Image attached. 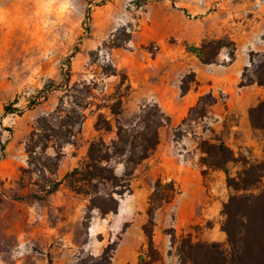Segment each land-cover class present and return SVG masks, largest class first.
Wrapping results in <instances>:
<instances>
[{"label":"rangeland","instance_id":"1","mask_svg":"<svg viewBox=\"0 0 264 264\" xmlns=\"http://www.w3.org/2000/svg\"><path fill=\"white\" fill-rule=\"evenodd\" d=\"M70 3L76 26L62 34L50 60L34 62L41 70L32 84L21 87L29 76L23 61L38 55L36 49L21 32L0 36V264H90V257L99 256L107 246L112 248L110 264H138V256L148 249L143 225L148 220L147 198L157 179L172 180L179 190L154 213L151 240L158 260L152 264H178L176 249L184 237L192 242H217L228 251L220 211L232 191L226 187L223 170L203 164L201 142H222L232 150L236 160L226 167L234 176L243 158L264 160V131L253 132L251 144L245 145L240 114L224 112L226 92L237 91L235 85L210 93L183 114L180 85L182 78H193L188 89L193 88L197 73L214 71H220L216 83L230 81L234 77L226 76L224 70L236 54L254 60L264 54V0ZM210 40L221 45L210 63L188 50ZM110 61L119 70L117 76L101 72ZM49 64L56 69L52 78L47 75ZM68 69L69 86L93 80L96 95L100 90L111 94L121 72L127 75L131 90L122 99L118 116L124 126L135 121L146 103L158 104L170 117V123L159 129L160 142L147 168L136 170L131 192L120 198L116 212L105 216L87 212V200L64 184L45 193L53 180H60L85 155L91 139L113 136V132L95 130L97 112H87L80 131L63 145L59 161L54 159L52 142L40 136L34 137L40 139L34 152L25 151L30 132L34 128L44 132L45 123L38 124V117L53 115L46 122L50 126L65 119L54 110L68 107L72 99L63 87ZM250 77V70H242L237 84ZM7 106L17 110L4 113ZM259 186H264V178Z\"/></svg>","mask_w":264,"mask_h":264},{"label":"trees","instance_id":"2","mask_svg":"<svg viewBox=\"0 0 264 264\" xmlns=\"http://www.w3.org/2000/svg\"><path fill=\"white\" fill-rule=\"evenodd\" d=\"M116 46L117 44H112ZM211 48V49H210ZM213 48V49H212ZM221 48L219 40H210L200 47L188 48L203 63H210ZM250 66L243 69L251 72V77L242 79L239 86L256 83L264 89V54L256 60L249 58ZM105 76L119 74V70L110 61L101 67ZM69 69L63 79V87L71 97L68 107L61 106L54 110L56 115L65 118L59 125H46L53 115L47 114L37 118V123H45L43 133L35 132L34 128L28 135L25 151L34 152L37 141L35 136L51 141L54 146V159L59 161L64 144L80 131L87 112L96 113L94 128L96 131L113 132V136L105 140L101 135L88 142L85 155L67 171L60 180H53L45 193L57 190L60 184L67 186L72 192L87 200L86 211L96 212L100 216L117 211L120 198L132 190L131 184L136 170L140 166L147 168V161L160 142L159 129L170 123V117L158 104H144L133 123L122 125L118 116L122 112V99L128 95L131 85L127 75L121 77L115 91L111 94L99 95L92 92L93 80L74 82L69 86ZM244 74H242L243 78ZM182 78L180 91L183 95L188 90V83ZM123 86V91L120 88ZM211 96L206 93L198 98L199 106L203 98ZM89 97L91 100H86ZM214 102L215 100L212 99ZM191 107L189 111H192ZM16 108L7 106L4 113L14 112ZM104 110L107 112H101ZM250 126L255 130L264 131V96L248 109ZM113 121V124H112ZM39 130V129H38ZM49 131V132H47ZM42 147H46L44 144ZM201 150L205 154L201 159L207 167L221 169L225 173L226 187L232 191L222 204L220 214L223 217L221 230L225 233L228 251L217 242H192L189 237L181 238L176 253L178 264H264V186H259L264 178V160L249 162L242 159V168L234 176L227 172V164L236 160L232 150L222 142H201ZM174 181L162 182L157 179L147 198V222L143 230L148 239V249L138 256V264H152L158 260L152 248L151 228L155 211L163 204L169 203L178 193ZM105 247L101 254L90 257V264H110L111 250Z\"/></svg>","mask_w":264,"mask_h":264},{"label":"clouds","instance_id":"3","mask_svg":"<svg viewBox=\"0 0 264 264\" xmlns=\"http://www.w3.org/2000/svg\"><path fill=\"white\" fill-rule=\"evenodd\" d=\"M70 7V0H0V36L21 32L38 53L23 61L29 76L22 81L21 87L34 83L38 77L41 65L34 62L50 60L62 34L75 28ZM55 72V65L49 64L48 77H54Z\"/></svg>","mask_w":264,"mask_h":264},{"label":"crops","instance_id":"4","mask_svg":"<svg viewBox=\"0 0 264 264\" xmlns=\"http://www.w3.org/2000/svg\"><path fill=\"white\" fill-rule=\"evenodd\" d=\"M250 65L248 58L244 56L235 55V58L225 67L226 76L234 77V79L222 80L216 83L215 78L219 77L220 71L213 72L212 74L206 73L200 75L196 74V81H194V87L189 88L183 95L180 96V102L184 104V112L189 110L194 103H196L198 97L201 95V92H207L215 94L218 91L229 90L233 85L237 87L235 92H226L225 105L226 108L224 112H234L240 114L242 120V131L244 134L245 145H250V135L257 130L253 129L248 121V109L252 106H255L264 96V89L262 86L257 85L256 83H251L248 85L238 86L237 82L240 79L241 71ZM198 82V84H196ZM219 84V85H218ZM218 101L216 100V103ZM216 115L219 112H215ZM222 238V236H221Z\"/></svg>","mask_w":264,"mask_h":264}]
</instances>
